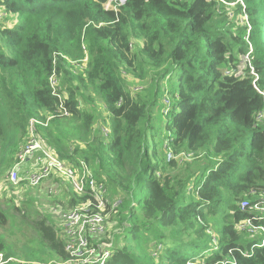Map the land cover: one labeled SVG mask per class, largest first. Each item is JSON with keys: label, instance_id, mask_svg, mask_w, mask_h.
<instances>
[{"label": "trees", "instance_id": "obj_1", "mask_svg": "<svg viewBox=\"0 0 264 264\" xmlns=\"http://www.w3.org/2000/svg\"><path fill=\"white\" fill-rule=\"evenodd\" d=\"M105 1L0 0V175L35 118L40 141L85 162L115 202L104 264H264V234L236 228L252 215L240 202L264 194V0ZM50 182L63 177L36 188ZM51 193L66 209L93 201L66 184ZM30 226L46 258L26 251L24 264L71 259L48 216Z\"/></svg>", "mask_w": 264, "mask_h": 264}, {"label": "built area", "instance_id": "obj_2", "mask_svg": "<svg viewBox=\"0 0 264 264\" xmlns=\"http://www.w3.org/2000/svg\"><path fill=\"white\" fill-rule=\"evenodd\" d=\"M125 3L126 0H106L102 5L106 10L117 11ZM3 16H5V11L0 9V19ZM48 84L51 94L59 100L56 112L60 115H68V111L62 102V94L55 72H52L49 76ZM255 119L257 122H262L264 111L257 112ZM36 123L38 121L35 118L29 120L27 138L16 153L14 162L6 174L8 181L14 186L24 183L27 187H36L52 175H61L67 179L76 192L82 194L85 190H88L93 198L92 202L80 203L60 212L61 219L64 222L62 230L65 236V250L71 256L69 260L74 259L75 263L104 264L111 253L109 248L105 246V243L92 245L89 243L88 238L94 236L98 240L106 236L109 220L105 210L109 204L112 210L115 202L110 203L106 186L96 181L91 169L85 162L80 161V166L75 168L57 158L40 141L35 131ZM106 132L107 129H105ZM56 187V184H51L48 187L49 192H54ZM240 207L243 211L248 210L252 215L238 222L236 228L251 235L258 231L264 234V226L255 223V221L264 219V194L252 203L247 200L241 201ZM262 240L264 242V236ZM84 252H88V254ZM240 252L245 256L249 255L247 252Z\"/></svg>", "mask_w": 264, "mask_h": 264}, {"label": "rangeland", "instance_id": "obj_3", "mask_svg": "<svg viewBox=\"0 0 264 264\" xmlns=\"http://www.w3.org/2000/svg\"><path fill=\"white\" fill-rule=\"evenodd\" d=\"M228 5H232V3ZM10 18L12 19V22L15 21L14 17H10ZM3 20L4 18H1L0 22H2ZM249 65L250 62L247 54L244 55L242 54L240 57L239 70L236 72L235 75L242 74L243 70L246 69V67H248ZM133 84H137V83H131L130 85L131 88L132 86H134ZM138 87L140 88L141 86L139 85ZM26 138L27 136L25 137V140ZM7 172L8 170L4 174L0 175V210L4 211L5 215L7 216V222H5V224L3 225H0V234H2V236L6 239V247H7L6 251L0 252V263L1 264L4 263L5 257H9L7 260L12 259L14 261L24 264L27 262L24 259L25 258L24 252L26 251L35 252L37 256H40V258L44 260L46 258V253L44 251L39 250L37 240H35L36 233L30 225H32L34 221L37 220L38 216L39 217L48 216L50 221L54 223L55 226L58 229H60L62 233L63 232L62 229L64 228V222L60 217H58L55 214L59 212V210L56 208H59L60 210H64L68 208L63 203L64 201L65 202L68 201V197H63L61 199L62 205L60 204L56 205L58 203L57 200L59 197L49 192L50 189L48 187L51 184H56L57 187L62 189L66 184L67 186L70 187V189L72 188L65 177H63V182L60 183L50 182L45 186V188L27 187L24 184H19L18 186H14L8 181V177L6 175ZM10 186H12L14 189H12ZM106 215L109 220L108 227L111 230L116 225L114 214L111 217L112 214L109 215L106 212ZM110 230H109V236L106 235L105 237L100 238L104 240L105 246L107 248H109L111 245ZM262 235L263 234L261 233L256 234L254 236H251V238H261ZM100 239H98V241H100ZM8 252H10L11 255H9ZM84 253L88 254V252H84ZM31 263L43 264L38 261H32ZM51 263L78 264L75 263L74 259L68 261H60L59 259H55L50 261L48 264ZM83 264H91V263L86 262Z\"/></svg>", "mask_w": 264, "mask_h": 264}]
</instances>
